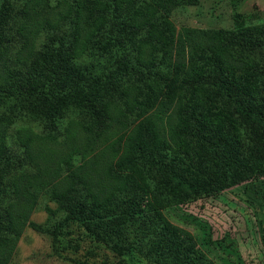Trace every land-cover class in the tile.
<instances>
[{"label":"trees","instance_id":"16d2710c","mask_svg":"<svg viewBox=\"0 0 264 264\" xmlns=\"http://www.w3.org/2000/svg\"><path fill=\"white\" fill-rule=\"evenodd\" d=\"M196 3L0 0V264L24 225L58 246L69 222L129 260L212 264L160 207L264 177V23L176 30ZM71 127L84 150L122 127L108 167L72 163ZM39 191L52 228L27 221Z\"/></svg>","mask_w":264,"mask_h":264},{"label":"rangeland","instance_id":"374dc122","mask_svg":"<svg viewBox=\"0 0 264 264\" xmlns=\"http://www.w3.org/2000/svg\"><path fill=\"white\" fill-rule=\"evenodd\" d=\"M170 19L176 28L192 27L201 30L234 29L264 23V0H197L194 5H176ZM10 134L16 137L18 127ZM76 127V126H75ZM71 127L72 130H76ZM102 140L83 149L76 130L68 150L72 163L96 155L101 164L110 165L115 152L111 142L122 127ZM27 130L33 128L27 126ZM49 153L63 166L65 149L50 145ZM166 218L192 235L196 246L212 264H264V177L247 179L213 196L176 202L160 207ZM64 216L56 203L44 191H39L28 220L52 228ZM6 264H152L142 257L129 260L117 255L103 244L94 241L77 223L63 227L60 243L52 245V236L24 225Z\"/></svg>","mask_w":264,"mask_h":264}]
</instances>
